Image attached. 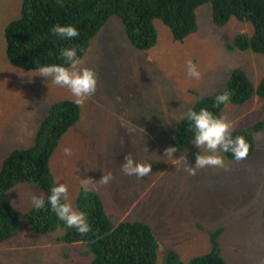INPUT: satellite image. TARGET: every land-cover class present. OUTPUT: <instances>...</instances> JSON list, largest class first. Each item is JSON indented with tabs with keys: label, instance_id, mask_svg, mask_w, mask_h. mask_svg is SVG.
I'll list each match as a JSON object with an SVG mask.
<instances>
[{
	"label": "rangeland",
	"instance_id": "rangeland-1",
	"mask_svg": "<svg viewBox=\"0 0 264 264\" xmlns=\"http://www.w3.org/2000/svg\"><path fill=\"white\" fill-rule=\"evenodd\" d=\"M22 2L0 0V169L15 150L33 145L52 105L74 99L67 88L8 62L5 28L20 17ZM197 17L198 31L182 42L155 21L158 41L148 50L135 48L123 23L110 20L82 59L83 66L97 73V91L81 105L80 120L61 139L51 170L56 183L68 186L67 199L74 208L79 210L81 183L87 179L89 190L100 193L115 224L149 223L161 245L157 264H166L168 252H176L183 264L209 253L210 234L218 229L228 264H264V130L252 133L255 151L243 164L233 165L226 157L227 170L203 168L188 175L186 168L195 165L199 152L194 144L177 149L173 157L165 154L184 113L223 88L234 69H244L252 81L264 76L263 56L227 50L238 34L253 29L251 23L233 18L218 27L211 4L201 6ZM189 59L201 72L199 80L187 75ZM256 97L242 106L225 107L222 115L233 128L243 111L248 118L238 128L263 120L264 100L256 103ZM24 122L31 130L27 139H21ZM65 147H71L70 156L64 154ZM129 153L151 163L152 172L143 178L125 175L121 165ZM109 172L110 182H100ZM13 189L6 198L19 212L21 234L9 241V249L1 247L6 251L0 250V264L91 263L86 246L58 240L65 235L63 228L48 234L33 231L27 216L36 209L32 196L46 197L40 185L19 184Z\"/></svg>",
	"mask_w": 264,
	"mask_h": 264
},
{
	"label": "trees",
	"instance_id": "trees-1",
	"mask_svg": "<svg viewBox=\"0 0 264 264\" xmlns=\"http://www.w3.org/2000/svg\"><path fill=\"white\" fill-rule=\"evenodd\" d=\"M211 4L216 26L224 27L230 20L249 22L252 30L238 34L229 52L254 53L264 57V0H23L18 19L5 28L8 62L16 68L36 71L42 64L63 63L60 49L77 47L83 59L91 41L105 33L110 20L115 17L123 23L129 42L139 50L153 48L158 41L155 21H161L172 33L176 42L198 31L197 10ZM73 24L79 29V37L62 40L50 31L56 24ZM224 89L232 92L226 105L215 104L214 97ZM258 95L264 100V77L256 87L247 73L234 69L226 85L212 95H207L193 109L207 108L222 116L228 104L241 105ZM81 118V105L72 100L58 101L44 122L29 148L15 150L0 169V246L19 234L21 221L16 208L7 200V193L23 183H36L47 196L56 184L51 170V158L63 136ZM264 130V118L246 129L233 130L242 136L248 146L249 158L255 151L252 133ZM193 131L189 122L182 119L176 128L172 146L185 148L193 145ZM231 160V156L225 154ZM78 208L87 214L91 230L81 234L66 227L50 207L34 209L27 218L34 232L48 234L60 228L65 235L58 240L68 244L81 242L91 252L90 264H157L161 249L155 231L146 223L118 222L109 217L99 192L83 190L77 200ZM264 212V211H263ZM222 230L211 233L212 247L209 253L194 257L189 264H228L221 253L219 243ZM166 264H183L176 252H168Z\"/></svg>",
	"mask_w": 264,
	"mask_h": 264
},
{
	"label": "clouds",
	"instance_id": "clouds-1",
	"mask_svg": "<svg viewBox=\"0 0 264 264\" xmlns=\"http://www.w3.org/2000/svg\"><path fill=\"white\" fill-rule=\"evenodd\" d=\"M50 31L62 40L78 38L80 34L79 29L73 24L61 25L58 23ZM59 54L63 59V63L42 64L36 69V76L46 78L48 82L67 88L74 98L73 102L76 105H82L97 91V73L94 68L82 65L77 47H63L60 49ZM186 72L193 79L199 80L201 78V72L197 64L191 59L186 62ZM231 98L232 92L224 89L217 93L214 100L215 104L219 106L226 105ZM183 119L189 122L194 133L191 143L199 149L196 154L195 165H188L186 168L188 175H196L197 170L203 168H210L214 171L227 170L229 162L226 161L225 154L231 156L230 163L233 165L238 166L246 161L249 152L248 146L242 136L233 135V124L227 119L214 114L207 108H200L199 111L190 108L184 113ZM177 149L180 148L174 146L166 148V156L173 157ZM63 151L67 156L72 154L71 147H65ZM121 170L125 175L143 178L152 172V164L139 162L129 153L125 156V163L121 165ZM112 178V173L109 172L103 175L100 182L107 184ZM81 187L85 193L89 191L87 179L82 180ZM67 196L68 186L65 183L58 182L51 187L47 199L37 194L32 196L31 202L36 209L50 207V210L55 213L59 220L64 222L67 228L75 229L81 234L89 232L91 225L88 222L87 214L74 208ZM126 222L137 223L139 221ZM20 234L21 230L12 239L17 238Z\"/></svg>",
	"mask_w": 264,
	"mask_h": 264
},
{
	"label": "crops",
	"instance_id": "crops-1",
	"mask_svg": "<svg viewBox=\"0 0 264 264\" xmlns=\"http://www.w3.org/2000/svg\"><path fill=\"white\" fill-rule=\"evenodd\" d=\"M244 70V69H243ZM256 79H255V81H253V83L255 84V86H258L259 85V83H260V81H261V79H259V77H258V75L255 77ZM256 99V103L258 102V101H260V100H263V99H261V98H259V97H256L255 98ZM247 103V102H246ZM245 104V103H244ZM244 104H241V105H233V104H228L229 105V107H236V106H242V105H244ZM3 114H5V111L3 112ZM222 117H224V115H222ZM247 118H248V114H247V112L246 111H243V113H241V115L239 116V123H242V121L243 120H247ZM239 123H237V125L239 124ZM237 125L233 128V130H238V129H246V128H238L237 127ZM252 126V125H251ZM251 126H249V127H251ZM22 127H25L24 129L23 128H21V131L23 132V133H26L21 139H27L28 138V132L29 131H31L30 129H27L28 128V126H26L25 125V122L23 123V125H22ZM249 127H247V128H249ZM232 130V131H233ZM154 137H155V135H153V134H151V140H154ZM30 146H32V145H30ZM29 146V147H30ZM26 148H28V147H26ZM6 158V157H5ZM24 185H28V184H36V183H23ZM19 185V184H18ZM36 185H38V184H36ZM39 186V185H38ZM17 187V186H16ZM16 187H14V188H16ZM14 190V189H13ZM44 191V190H43ZM40 195H42V194H40ZM12 205H13V203H11ZM14 206V205H13ZM15 207V206H14ZM16 208V207H15ZM17 212H18V210H17ZM18 214H19V212H18ZM146 223V222H145ZM147 224H149V223H147ZM69 245H71L72 247H79L80 245H83V246H85L83 243H81V242H76V243H72V244H69ZM27 246V245H26ZM1 247H7L6 249H9L10 247H11V243H9V242H4L2 245H1ZM0 247V250H3V248H1ZM4 251V250H3ZM6 251V250H5ZM5 251L3 252V253H5Z\"/></svg>",
	"mask_w": 264,
	"mask_h": 264
},
{
	"label": "flooded vegetation",
	"instance_id": "flooded-vegetation-1",
	"mask_svg": "<svg viewBox=\"0 0 264 264\" xmlns=\"http://www.w3.org/2000/svg\"><path fill=\"white\" fill-rule=\"evenodd\" d=\"M176 133V132H175Z\"/></svg>",
	"mask_w": 264,
	"mask_h": 264
}]
</instances>
